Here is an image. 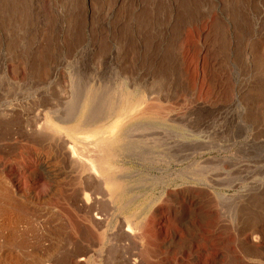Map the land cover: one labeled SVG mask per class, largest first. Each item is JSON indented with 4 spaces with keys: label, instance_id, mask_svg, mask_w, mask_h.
<instances>
[{
    "label": "rangeland",
    "instance_id": "374dc122",
    "mask_svg": "<svg viewBox=\"0 0 264 264\" xmlns=\"http://www.w3.org/2000/svg\"><path fill=\"white\" fill-rule=\"evenodd\" d=\"M18 262L264 264V0H0Z\"/></svg>",
    "mask_w": 264,
    "mask_h": 264
},
{
    "label": "bare ground",
    "instance_id": "6f19581e",
    "mask_svg": "<svg viewBox=\"0 0 264 264\" xmlns=\"http://www.w3.org/2000/svg\"><path fill=\"white\" fill-rule=\"evenodd\" d=\"M83 138V137H82ZM87 138V137H86ZM87 140H88V138H87ZM86 145V144H85ZM88 147V146H87ZM74 149V148H73ZM72 149V150H73ZM85 149V148H84ZM93 149V148H92ZM75 150V149H74ZM100 153V152H99ZM101 154V153H100ZM76 153H75V151H73V153H72V158H76ZM103 156H104V154H103ZM97 157H98V155H97ZM75 158H74V160H72V161H75ZM92 160V159H91ZM90 159H88V161H89V168H88V171L90 170V172L91 173H93L92 175H94L95 177H99V175H98V172H100L99 171V166L97 165V164H95V162H93V161H91ZM94 160V159H93ZM91 161V162H90ZM73 164V163H72ZM88 164V163H87ZM86 164V165H87ZM76 166L74 167V165H72L74 168H76L77 166H79L78 168H80L81 170L82 169H84L85 167H82L81 166V164H78L77 162H76V164H75ZM78 168H76V170L78 169ZM79 169V170H80ZM80 172V171H79ZM93 178V177H91V176H89L87 179H88V183H90V184H92V183H94V185L96 184V185H99L100 184V182H99V180H98V178ZM97 179V180H96ZM87 186H88V188H90L89 187V185L88 184H86ZM95 185V186H96ZM83 186V185H82ZM88 188H85L82 192H83V196H84V199H85V201H87V203L89 204V202L90 201H92L93 199H99L100 197L99 196H95L94 195V193H91V194H93L94 195V197L90 194V193H87L85 190H88ZM89 191H90V189H89ZM91 192V191H90ZM92 192H94V191H92ZM101 199V198H100ZM83 200V199H82ZM81 200V201H82ZM98 201V200H97ZM84 203V202H83ZM86 203V202H85ZM92 203H94V202H92ZM97 203V202H96ZM96 203H95V205H96ZM99 203V202H98ZM97 203V204H98ZM85 206V205H84ZM87 206V205H86ZM92 206V205H91ZM10 207V206H9ZM93 207V206H92ZM91 207V208H92ZM5 211V210H4ZM3 213V212H2ZM99 217V216H98ZM97 218V217H96ZM101 219V218H100ZM128 232V231H127ZM21 256V255H20ZM19 257V256H18ZM49 257V256H48ZM78 257H80V256H78ZM42 258V257H41ZM21 259V258H20ZM35 259V258H34ZM50 259V258H49ZM44 260V259H43ZM48 260V259H47ZM15 261V260H14ZM35 261H38V259L37 260H35ZM79 261H80V259H79ZM83 261V260H82ZM43 262V261H42ZM52 262V261H51ZM15 263V262H14ZM19 264H20V262H18ZM38 263V262H37ZM50 263V262H49ZM48 263V264H49ZM17 264V263H16ZM51 264V263H50Z\"/></svg>",
    "mask_w": 264,
    "mask_h": 264
}]
</instances>
